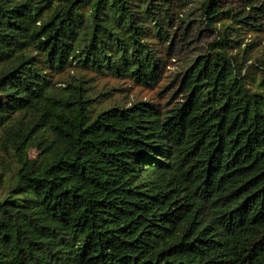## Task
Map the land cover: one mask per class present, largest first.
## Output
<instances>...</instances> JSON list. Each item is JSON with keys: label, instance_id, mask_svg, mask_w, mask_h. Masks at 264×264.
Returning a JSON list of instances; mask_svg holds the SVG:
<instances>
[{"label": "trees", "instance_id": "1", "mask_svg": "<svg viewBox=\"0 0 264 264\" xmlns=\"http://www.w3.org/2000/svg\"><path fill=\"white\" fill-rule=\"evenodd\" d=\"M193 2L0 0V264H264V0Z\"/></svg>", "mask_w": 264, "mask_h": 264}, {"label": "rangeland", "instance_id": "2", "mask_svg": "<svg viewBox=\"0 0 264 264\" xmlns=\"http://www.w3.org/2000/svg\"><path fill=\"white\" fill-rule=\"evenodd\" d=\"M197 0L191 4L185 5L183 9L176 7V12L179 16L183 14L191 15L192 19L197 20V14L194 13L197 8ZM196 22V21H195ZM196 25V24H194ZM181 32H179V37L174 47L173 56L174 59L169 62V68L165 71V77H170L177 73L179 66L181 64V60H184L188 56H190L197 47H200L206 42L207 36L205 33H201L197 38V41L194 43L189 37V40H186L185 43L180 41ZM166 81V80H165ZM104 92L109 94V97L112 102L121 101L123 105H129L132 102L136 101H162L157 97L160 89L155 90H145L139 87L134 86L130 82H122L118 80H114L112 78H106L103 80H99L94 84L96 90H100L102 87ZM171 95L170 93H167ZM169 96H167L168 98ZM95 112L99 110V107L94 108ZM50 139L43 135H38L33 138L29 145V157L32 159L38 158L41 154H46L48 152V148L51 145ZM0 168H4L12 172L14 170V164L10 161L9 157L1 150L0 148Z\"/></svg>", "mask_w": 264, "mask_h": 264}]
</instances>
